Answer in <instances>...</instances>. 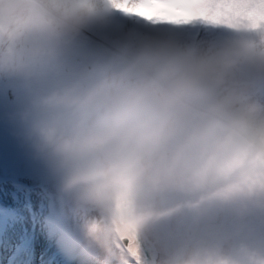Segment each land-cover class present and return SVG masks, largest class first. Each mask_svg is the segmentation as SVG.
I'll return each mask as SVG.
<instances>
[{
  "label": "clouds",
  "instance_id": "obj_1",
  "mask_svg": "<svg viewBox=\"0 0 264 264\" xmlns=\"http://www.w3.org/2000/svg\"><path fill=\"white\" fill-rule=\"evenodd\" d=\"M131 7L0 0V85L29 98L0 118L57 198L91 213L81 235L101 264H130L114 237L184 211H264V44L154 37L129 21ZM93 29L113 33L109 54L66 77L74 43ZM169 193L184 199L165 204ZM164 264H264V251L238 239Z\"/></svg>",
  "mask_w": 264,
  "mask_h": 264
},
{
  "label": "snow or ice",
  "instance_id": "obj_2",
  "mask_svg": "<svg viewBox=\"0 0 264 264\" xmlns=\"http://www.w3.org/2000/svg\"><path fill=\"white\" fill-rule=\"evenodd\" d=\"M127 3L132 7L125 9V15L147 35L231 41L236 34L245 33L249 39L264 43V0H127ZM176 15H190L192 19H173ZM112 40L113 33L108 31L89 35L73 54V65L78 68L103 59L111 50ZM24 103L25 97L19 90L0 85V117ZM14 148L9 124L0 118V156ZM46 227L53 241L51 255L56 264H93L80 248L69 220L49 211ZM161 231L175 233L180 242L211 241L234 234L264 246V214L237 218L226 213L218 220L198 223L176 219L163 225ZM122 247L128 251L131 264H154L130 238H125ZM13 264H32L29 249H18Z\"/></svg>",
  "mask_w": 264,
  "mask_h": 264
},
{
  "label": "rangeland",
  "instance_id": "obj_3",
  "mask_svg": "<svg viewBox=\"0 0 264 264\" xmlns=\"http://www.w3.org/2000/svg\"><path fill=\"white\" fill-rule=\"evenodd\" d=\"M101 31H104V30L93 29L91 31H88L86 33L87 35L84 34L81 37H79L78 40L74 43L73 54L75 53L76 49L80 46V44L86 37H88L91 34L101 32ZM229 42H232L235 44H241V45L264 44V43L256 42V41L249 39L245 33L236 34L235 38ZM73 54L70 58V68L67 72L68 76H71V74L79 68V67L78 68L75 67L72 63ZM21 93L25 97V103L21 105L23 106L28 103L29 98L23 92ZM9 135L11 139L15 137L12 134L10 125H9ZM16 141L20 142L19 140H16ZM19 145H22V143L15 144L16 148L10 151L5 150L3 155L0 156V201L4 200V202L8 203L10 207H14V209H16V211L20 215L26 212L36 213L39 216L40 223H42L43 219H46L47 217L46 213L49 212V209L53 208L55 210L54 206L58 205V208H56L57 214L60 215L62 218L69 220L72 223L75 233H76V237H78V235L82 237L81 225L87 219V213L86 212H83V213L75 212L72 204L67 200L61 203V201L56 196L54 178L51 177L37 161L33 160L30 157L29 152L25 146H19ZM18 172L20 175H22L21 177H18L17 175ZM47 180L49 181V184L47 187L44 188V186L46 185L42 186V184L46 182ZM26 187H27V190H29L28 191L29 195L27 196V198L23 195H18L19 193L17 192L21 191L22 193H24L25 192L24 189ZM41 188H44L45 190L43 191V189ZM49 191L55 194L54 199L56 203H54L51 200L53 198H49V199L46 198L47 194H49ZM32 192L34 194H32ZM51 203L54 206L49 208ZM12 224H15V223H12ZM45 230L47 233L45 235L47 238L46 241L47 243L49 242L48 244L52 248V245H53L52 238L50 237L47 228L43 229L44 233H45ZM5 233H7L6 230H5ZM28 240H29L28 241L29 244H31L32 247H34L35 245L39 248V245L40 246L43 245L42 243H44V245L46 244V242H44L43 240L40 242L39 241L40 239H36V238H31V239L28 238ZM112 246L115 247L114 244ZM83 247H84V243L83 245H81V248ZM148 255H147L148 258L151 260L152 254H148ZM164 261L165 260L159 254V256L155 259V264H164Z\"/></svg>",
  "mask_w": 264,
  "mask_h": 264
},
{
  "label": "flooded vegetation",
  "instance_id": "obj_4",
  "mask_svg": "<svg viewBox=\"0 0 264 264\" xmlns=\"http://www.w3.org/2000/svg\"><path fill=\"white\" fill-rule=\"evenodd\" d=\"M182 199H184V197L179 193H169L163 197L165 204L174 203ZM226 213L227 212L221 214H216V213L197 214L194 212L184 211L173 217L161 221L160 223L152 226L146 232L130 234L127 237H120V236L118 237L121 245L125 240V238H130L133 241L134 245L135 244L139 245L142 252L146 253L147 255L152 254V258H151L152 261L153 260L155 261V259L159 256V254L165 261L174 260L175 258L179 257L181 253L190 250L193 247H219L225 251H230L232 246L235 244V242L238 239H243V238H237L234 234H227L211 241L180 242L175 233L172 232L164 233L161 231L163 225H165L169 221H173L176 219H186L191 222L198 223L205 220L207 221L218 220ZM227 214H231L232 216H235L237 218H246L252 214H256V215L264 214V211L252 210L249 211L243 217L234 215L232 213H227ZM90 216L91 213H87V219L90 218ZM247 241L253 247H257L262 251H264V246L250 242L249 240ZM90 259L94 263L101 262V260L99 259V257H97L96 254Z\"/></svg>",
  "mask_w": 264,
  "mask_h": 264
},
{
  "label": "bare ground",
  "instance_id": "obj_5",
  "mask_svg": "<svg viewBox=\"0 0 264 264\" xmlns=\"http://www.w3.org/2000/svg\"><path fill=\"white\" fill-rule=\"evenodd\" d=\"M66 75V74H65ZM67 77V75H66ZM59 81L58 80H50L48 81L44 86L48 87V86H54L56 84H58ZM12 140L18 144V142L14 137L12 138ZM11 193V192H9ZM18 195H23L27 198V196L29 195L28 192H20ZM3 200V198H2ZM4 201V200H3ZM10 207V206H9ZM8 207V209H9ZM10 210V209H9ZM14 211V210H13ZM10 214L11 211H10ZM47 216V215H46ZM13 217V215H12ZM44 220V219H43ZM15 224H12L11 226H9L8 224L6 225V223H3V221L0 222V226L2 228H4L6 230V232L8 233V240L4 243H0V246H2L3 248H7L10 246V244L13 242L14 244H16V249L15 251H17L20 248H27L28 249V238H36V239H40L39 241L41 242L42 240L44 242L47 243V238H46V230L45 233L43 231L44 228L46 227V223L42 221V223H40L39 221V216L36 213L33 212H26V213H22V215H20L18 212L16 213V221L13 222ZM28 225V227H27ZM20 235V236H19ZM43 245H39V249L38 250H34L31 253V262L33 263V261H38V264H51V261H53V256L51 255V247L48 245H44V243H42ZM8 256V255H6ZM15 258V257H13ZM4 261V259L2 260V262ZM115 264V261L113 262Z\"/></svg>",
  "mask_w": 264,
  "mask_h": 264
}]
</instances>
